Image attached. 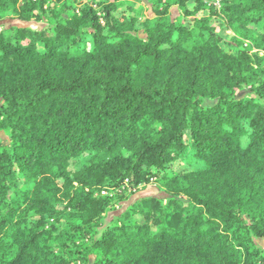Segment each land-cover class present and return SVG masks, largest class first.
Wrapping results in <instances>:
<instances>
[{
	"label": "trees",
	"instance_id": "obj_1",
	"mask_svg": "<svg viewBox=\"0 0 264 264\" xmlns=\"http://www.w3.org/2000/svg\"><path fill=\"white\" fill-rule=\"evenodd\" d=\"M76 1L0 0V264H264V0Z\"/></svg>",
	"mask_w": 264,
	"mask_h": 264
},
{
	"label": "rangeland",
	"instance_id": "obj_2",
	"mask_svg": "<svg viewBox=\"0 0 264 264\" xmlns=\"http://www.w3.org/2000/svg\"><path fill=\"white\" fill-rule=\"evenodd\" d=\"M68 1V0H66ZM73 1V0H71ZM112 1V0H110ZM87 3H91V0H78L76 2H74V5L76 6V8H79L81 5L83 4H87ZM215 6H217V8H220V1H217L215 3ZM140 7V6H139ZM147 6H143L142 9L140 11V9H137V13L136 15H140V13L142 12V15H149L150 11H148ZM140 21H143L142 16H139ZM214 24L216 26L219 25V21H216ZM0 26L8 29L10 27L13 26H24L23 23H20L17 20H11V19H2L0 20ZM141 27V26H139ZM230 33V32H228ZM140 35H142V32L139 33ZM0 141H2L4 144H8V138L7 135L0 131ZM114 195H109V197H112ZM119 198L116 199V201L114 202V206H113V213L115 214H120L123 213L127 208H129L136 200L138 199H144V198H163L164 194L163 191L161 190L159 184L157 182H153L149 185H144L141 186L137 191L130 193V191L128 192V195L125 194L124 192H120L118 193ZM259 243L261 244V246L264 247V240H260Z\"/></svg>",
	"mask_w": 264,
	"mask_h": 264
},
{
	"label": "built area",
	"instance_id": "obj_3",
	"mask_svg": "<svg viewBox=\"0 0 264 264\" xmlns=\"http://www.w3.org/2000/svg\"><path fill=\"white\" fill-rule=\"evenodd\" d=\"M103 194H105V193H103Z\"/></svg>",
	"mask_w": 264,
	"mask_h": 264
}]
</instances>
